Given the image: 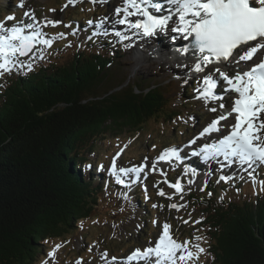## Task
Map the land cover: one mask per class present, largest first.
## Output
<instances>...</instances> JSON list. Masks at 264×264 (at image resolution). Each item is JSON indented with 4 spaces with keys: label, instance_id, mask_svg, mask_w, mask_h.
I'll return each mask as SVG.
<instances>
[{
    "label": "trees",
    "instance_id": "16d2710c",
    "mask_svg": "<svg viewBox=\"0 0 264 264\" xmlns=\"http://www.w3.org/2000/svg\"><path fill=\"white\" fill-rule=\"evenodd\" d=\"M90 46L54 56L49 49L46 62L0 88V264H37L46 242L71 241L111 215L123 220L80 165L101 154L107 137L141 135L152 123L173 124L194 110L188 89L176 105L170 82H127L112 71L119 52L99 56ZM175 131L181 133L172 125ZM243 188L237 199L232 191L224 199L220 190L192 194L184 217L199 221L191 229L203 237L200 264H264V192L256 197ZM151 205L141 217L147 226Z\"/></svg>",
    "mask_w": 264,
    "mask_h": 264
},
{
    "label": "snow or ice",
    "instance_id": "6c2138e0",
    "mask_svg": "<svg viewBox=\"0 0 264 264\" xmlns=\"http://www.w3.org/2000/svg\"><path fill=\"white\" fill-rule=\"evenodd\" d=\"M76 2L77 0H67L63 8L74 6ZM91 2L103 4L106 0ZM19 6L23 7V3ZM49 11L54 12L55 9ZM114 14L117 19L113 23L126 25L134 30V34L152 37L158 32L170 31L189 41V46L179 51L182 55L192 53L191 74H203L196 89L197 98L204 100L206 104L219 100L220 103L209 110L214 113L222 110L189 141V145H196L199 139L220 133L225 127L230 129L226 135L193 149L192 154L201 157L204 162L220 163L221 170L236 165L248 172L255 183L257 170L264 166V0H121V6L115 8ZM24 15L32 22H18L6 27L7 21L15 20L14 15L0 21V76L24 67L20 58L30 53L33 58H37L36 53L39 52L38 58L43 59V52L37 46L50 48L55 39L45 38L37 27L34 13L26 11ZM133 17L136 19H131ZM109 19L105 16L98 22L87 21L98 30L93 36L107 35L105 25ZM62 23L59 19L45 17L44 20L45 27H56ZM57 35L63 38L66 34ZM115 36L130 39L120 31H116ZM184 66L188 67L187 64ZM27 67L31 70V64ZM218 82L223 85V96L215 91ZM227 94H232L230 104L226 99ZM230 117L234 119V123H221L228 121ZM119 155L117 153L113 158L110 172L120 184L125 182L119 173H136L139 177L147 167L143 165L117 169L116 159ZM173 159H183L179 149H164L153 163L152 170H156V163L171 162ZM231 179L233 177L226 174L219 177L224 182ZM259 183L260 191H264V180ZM169 186L178 193L183 191L179 180ZM158 194L165 195L162 189ZM169 207L179 211L182 205L171 204ZM195 239L199 241L202 238L197 236ZM190 243L174 238L171 225L165 222L155 243H150V246L143 249H135L127 260L136 261L137 264H190L193 260H199L201 254H206V249L199 244L194 246L196 251L193 252L189 247ZM59 248V244L55 245L47 253V257L54 260ZM41 264H49V260L42 261Z\"/></svg>",
    "mask_w": 264,
    "mask_h": 264
},
{
    "label": "rangeland",
    "instance_id": "374dc122",
    "mask_svg": "<svg viewBox=\"0 0 264 264\" xmlns=\"http://www.w3.org/2000/svg\"><path fill=\"white\" fill-rule=\"evenodd\" d=\"M11 2V0H0L1 7L8 6V10L6 9L0 11V19H2L3 15L8 13L9 10H19L17 3L22 2V0H15L16 3L13 4ZM61 2L59 0H30L29 5L26 6V8L30 6L31 9L35 11L37 15L42 18L43 21L45 20V17L51 20L59 19L61 21H64L69 16L73 15V13L78 12V10L70 8L67 9V11L65 10V8L61 10ZM107 7L111 9L110 6ZM107 7L105 8L104 12L105 16H107V14L109 13ZM53 8H57L59 10L55 9L54 12L49 11V9ZM112 17L114 18V21L117 19L114 14H112ZM97 20H100V18H98ZM23 21L24 20L22 18L18 22ZM28 22L30 23L32 21ZM39 22L40 20L37 21V27ZM114 27L115 23H113V28ZM93 28L96 30L95 27ZM83 29L84 31L90 30V28H88L87 26H84ZM118 41L120 42L121 40L118 39ZM169 44H171L170 40ZM75 45V42L70 45L66 44L55 52H57L58 55H61L63 53L65 54L67 51L74 50ZM84 45L85 44H83V46ZM155 45L157 46L156 42L147 41L145 44L138 46L137 50H133L129 53H123V55H120L121 59H116L117 61L114 63L112 71H115L116 74L121 78L125 77L127 82L137 80L142 85L151 84L155 82L161 83L166 79H172V87H177L178 90H181V88H184L185 86L183 83H181V81L184 79L186 74L183 72L182 69H177L178 66L172 63L170 64L168 62L170 57H172V54H170L164 48L163 44L158 45L159 49L161 48L159 55L163 57L166 61L154 60L150 52L153 50V47ZM162 49L165 50L162 51ZM48 50L49 49L47 48L45 49V51H43V59L38 58L39 54L37 58H35V60L32 59V54L26 56V65L23 68H19L18 70H16V73L20 72L25 74L29 72V68L27 67L28 64H31V69L34 66L39 65L40 60H45ZM143 55L147 56V58L144 59L142 57ZM178 57H180V55H178L177 58ZM182 58L186 62V59H184V57ZM14 72L15 71H12L11 73L5 75H7L6 77L8 78V76ZM192 81L195 80L193 78L190 79V84L193 83ZM188 91V97L186 99H191L196 94H198L197 91L193 89H189ZM177 93L178 91L172 94L171 96L174 95L178 98L181 97V93L179 92L180 95L178 96L175 95ZM178 103L179 100L176 102V105ZM190 104L193 105L194 109L192 112L195 115L192 116L195 118L193 120L195 122V125H203L213 117L212 112L209 110L210 108L202 106L201 104L197 103L196 100L192 99V101H190ZM189 114L191 113L185 112L183 117L179 119V125L181 127H191L190 124L192 123V118L189 116ZM199 115H201L202 118H206L204 120H200L201 118L199 119ZM170 125L173 124L169 122L167 125H163V127L161 125L152 123L151 125H149L148 129H145L144 132H142L141 135L133 136V134L127 131L119 134L116 138L111 136L107 137L105 141L99 144L98 148H100L99 151L101 152V154L96 155L99 158H102L104 155L105 157L103 161H108L112 153L115 152L120 147V145L125 142L129 145V147L123 156V165H138L141 161H147L151 166L153 156L158 152L159 149L175 144V141L177 140L175 138L176 135L181 142L185 141L187 138L192 136V132H186L185 134L180 135L177 134L176 131L175 136H172L170 134ZM163 129L164 132L161 131ZM101 161L102 160H98V163H101ZM160 168H162V166ZM81 172L87 174V171L84 172L82 170ZM154 181L157 182L158 178H156ZM153 185L154 182H152V189H155ZM144 186H147L144 188H147L146 190L149 191L147 182L144 183ZM203 186L204 184L201 185V188ZM201 188L199 189V192H201ZM159 191L160 190L156 189V193L152 192L151 196H153L154 201L153 212L156 213L155 211H159V215L156 216L160 219V223L163 224L165 222H168L171 225V230L174 234V237L180 238L181 241H185V239H190L191 237H193L190 234L192 231L191 227L186 226L187 223L184 222L187 221L186 217H184L182 214L177 213V210L170 208V204L168 203V201H166V206H162V202L160 201V199L163 200L164 197L158 194ZM105 196L107 195L105 194ZM117 202H119V206L122 209L121 216L125 217L123 221H121L119 217H113L111 215V217L109 216L108 221H105V223H96L95 225L90 226L89 230L84 228L80 234L75 235L73 238H71L72 240L68 245L67 249H65L64 247L62 248V246H65L67 242H62V244H60L61 248L60 250H58L55 259L51 260V264H100L104 263V257L107 255V252L109 253V256H122L128 252H131L134 249H140L145 246H150V243L153 244L155 237H157L159 234L160 225L158 227L151 225L149 228L146 227L147 230L142 226V222H140V217L143 214V210H140V208L143 207L142 205L137 204L136 200L134 199V196L129 198L122 196V198ZM176 204H182V201L179 200ZM181 208L183 209V205ZM50 242L51 241L46 242V245L49 244L47 246V249H52V247L55 245H51L52 243ZM41 257L42 256H40L39 259Z\"/></svg>",
    "mask_w": 264,
    "mask_h": 264
},
{
    "label": "bare ground",
    "instance_id": "6f19581e",
    "mask_svg": "<svg viewBox=\"0 0 264 264\" xmlns=\"http://www.w3.org/2000/svg\"><path fill=\"white\" fill-rule=\"evenodd\" d=\"M63 7V6H62ZM22 19V17L21 18H19L18 19V21H20ZM85 19V17H83V19H82V21H81V23H82V26L84 27V26H86L85 25V21H86V19ZM121 25L120 24H118V23H115V27H114V30L115 29H117V28H119ZM123 27H124V25H123ZM91 40V39H90ZM108 40L110 41V43H111V39H109L108 38ZM97 42V41H96ZM99 44V43H98ZM120 47V46H119ZM161 49V48H160ZM163 50H165V49H162V51ZM48 52H49V50L47 51V54H48ZM47 54H46V56H47ZM142 54V53H141ZM164 55V54H163ZM170 55V54H169ZM144 59H146L147 58V56H145V55H143L142 56ZM176 60H178V61H180L183 65H185L186 64V62L184 61V62H182L183 61V58H182V56H180V57H176ZM47 61V59L45 58V60L44 61H42V62H46ZM168 62H169V60H168ZM180 76V75H179ZM181 90H179V92H180ZM193 96H194V94H193ZM192 99V98H191ZM230 119V118H229ZM228 121H223V124H226ZM193 162H195L196 160H192ZM159 167H161L160 165H159ZM261 172H262V169H261ZM144 187H147V186H144ZM145 189H147V188H145ZM140 199H142V197L140 198ZM143 204V207H144V211L147 213V209H146V206H145V204L144 203H142ZM142 217H143V214L141 215Z\"/></svg>",
    "mask_w": 264,
    "mask_h": 264
}]
</instances>
